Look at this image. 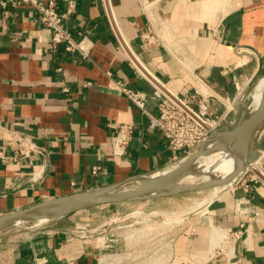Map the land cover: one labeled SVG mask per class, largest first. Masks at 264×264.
Instances as JSON below:
<instances>
[{"label": "crops", "instance_id": "crops-1", "mask_svg": "<svg viewBox=\"0 0 264 264\" xmlns=\"http://www.w3.org/2000/svg\"><path fill=\"white\" fill-rule=\"evenodd\" d=\"M55 1L61 10L66 7L67 0ZM75 1L77 13L66 25L74 36L82 30L94 42L89 59L77 52L54 54L52 32L34 7L0 10V216L51 198L129 185L138 175L170 166L173 154L162 132L109 86L112 77L133 89L155 90L120 49L119 33L127 53L133 50L176 94L200 88L217 96V116L231 113L227 101L264 74V0ZM146 3L163 28L164 43L152 47L141 39L149 23ZM147 109L158 114L153 99ZM111 122L135 127L122 156L112 151ZM14 132L37 149L23 154ZM14 155L17 161L3 160ZM251 176L238 177L172 227L166 244L133 241V234L117 233L110 222L93 228L98 233L92 238L74 235L99 220L95 208L109 213L118 204L113 203L54 219L34 232L1 231L0 264H138L136 253L146 255L147 264H264V179ZM241 228L243 235L229 242L230 231Z\"/></svg>", "mask_w": 264, "mask_h": 264}, {"label": "built area", "instance_id": "built-area-1", "mask_svg": "<svg viewBox=\"0 0 264 264\" xmlns=\"http://www.w3.org/2000/svg\"><path fill=\"white\" fill-rule=\"evenodd\" d=\"M106 3V0H103ZM21 5H29L35 8L38 13L40 23L49 28L52 32L50 46L54 54L60 51L79 53L83 58L89 59L92 56L94 42L82 30L78 31L74 36L72 31L67 27V20L77 13V4L75 0H67L66 7L61 10L55 0H0V10L7 11L18 9ZM151 5L145 4L148 13V29L141 34L143 43L149 47L164 43L162 21L158 20L156 15L151 11ZM111 21L115 23L112 13H108ZM119 46L124 51L134 65L141 73L139 59L130 49V54L125 50L124 43L128 45L125 38L119 33ZM141 64V63H140ZM142 74L149 78L155 86L153 93L130 88L124 81L116 80L111 77L109 86L112 89L125 95L135 106L143 113H146L150 120L149 125L152 128L159 129L167 139L169 148L172 151L173 158L171 164H175L183 160L187 155L194 152L197 147L202 144L217 127L222 123L226 115L217 116L214 110L216 102L219 98L214 94H206L200 88L195 92L180 96L171 91L165 84L157 79L147 68ZM61 70V68H59ZM148 72V73H147ZM156 80L152 79L151 76ZM86 82V86L90 85ZM244 89H242L243 91ZM241 92V90H240ZM239 92V94H240ZM238 94V96H239ZM150 99L155 100L158 108V114H152L147 109ZM110 126L114 129L111 137L112 151L116 156H122L126 153L134 133V124L131 122H111ZM15 138L19 142V146L23 154L29 156L32 150H36L30 138L21 133L14 132ZM261 153V152H260ZM18 155L3 157V160L17 161ZM98 168L94 169L96 172ZM250 168L243 172L245 175ZM241 175V176H242ZM253 180H261L262 178L256 174L252 176ZM237 181V180H236ZM235 181V182H236ZM39 223V222H37ZM244 227V225H242ZM98 232L85 227H79L75 232V236L89 239L94 237ZM244 230H231L227 235V240H235L241 237Z\"/></svg>", "mask_w": 264, "mask_h": 264}, {"label": "water", "instance_id": "water-1", "mask_svg": "<svg viewBox=\"0 0 264 264\" xmlns=\"http://www.w3.org/2000/svg\"><path fill=\"white\" fill-rule=\"evenodd\" d=\"M151 78L154 79L152 76ZM242 108V104H237L235 110L228 114L214 133L180 162L150 174L136 176L134 180L137 181V185L128 187L125 181L43 200L24 209L1 215L0 232L20 224L25 231H29L25 223L32 220L37 221L41 216L44 217L43 220L48 221L96 206L143 201L157 196L189 191L209 190L224 187L232 181L235 182L256 161L264 149V142H259L257 139V132L264 123V90L261 102L253 113L248 116L242 112ZM217 151L234 158L236 166L230 176L220 174L221 177L213 176L208 181L182 182L188 175L198 173L195 169L204 155Z\"/></svg>", "mask_w": 264, "mask_h": 264}, {"label": "rangeland", "instance_id": "rangeland-1", "mask_svg": "<svg viewBox=\"0 0 264 264\" xmlns=\"http://www.w3.org/2000/svg\"><path fill=\"white\" fill-rule=\"evenodd\" d=\"M262 77H264V74L258 76L249 86L243 88V91L241 89L239 96H237L234 100L227 101L226 105L228 109L230 104L232 108L233 105L242 104L243 113H246L248 116L253 113L254 108L258 104L251 102V100L253 101V99L251 98L255 94L257 84ZM204 92L206 94H209V92L205 90ZM229 111L231 112V110ZM228 114L230 113L227 112L226 114V112H224L223 116ZM224 120L225 118H223V121ZM257 139L259 142H264V123L257 132ZM263 153L264 149L261 151L259 157L255 161L256 163L260 158H262V166L260 167V169L258 168L260 170L259 173H264ZM200 165L202 164L199 162L195 170L202 171L206 168L205 164L202 166ZM247 174L258 175L257 171L253 169H250ZM233 183L234 181L230 182L224 188L229 187V185L231 186ZM137 184V181H133L131 184L128 185V187H133ZM215 190L216 189L214 188L203 191H189L178 194L157 196L143 201L118 203L112 209L113 211H110L111 213H107L108 208H95L93 210V213L94 215H96L97 218H99V220L91 226L83 225V227L87 229H93L95 227H98L100 228V230H102V228L105 227L103 222H110L111 225L117 226V233L125 231L130 235L133 234V241L137 240L139 242H145V239L150 238L154 240L152 243V247H155L158 244H166L169 239L170 230H173V228L177 229L178 226H180L185 219L202 210L207 205L209 201L208 198H210L215 193ZM52 220L54 219L48 221H27L25 223V226L29 231L34 232L36 230H39L41 226H43L44 224H48ZM13 228H23V226L22 224H20ZM133 257L134 261L136 260L138 264H147V262H149L150 260L148 257H146V255L143 256L139 253H136V255L132 256V258ZM125 259H123V263L126 261Z\"/></svg>", "mask_w": 264, "mask_h": 264}, {"label": "bare ground", "instance_id": "bare-ground-1", "mask_svg": "<svg viewBox=\"0 0 264 264\" xmlns=\"http://www.w3.org/2000/svg\"><path fill=\"white\" fill-rule=\"evenodd\" d=\"M151 7V6H150ZM130 52V50H129ZM140 62V60H139ZM141 63V62H140ZM139 63V66L140 68L142 69L143 71V68H142V63L140 64ZM141 74H143L141 72ZM169 88V87H168ZM171 90V89H170ZM203 90V89H202ZM263 90H264V77H262L258 84H257V88H256V92L255 94L252 96L251 99H253V101L251 100V102H254V103H257L258 105L254 108V111L258 108L260 102H261V99H262V95H263ZM172 91V90H171ZM208 91V90H207ZM209 92V91H208ZM245 102V101H244ZM235 106L233 107V109L231 110L234 111L235 110ZM228 115H226L227 117ZM257 160V159H256ZM200 163L202 165H206V168L203 169L202 171H198V173L196 174H192V175H188L186 178L183 179L182 182H185V183H193V182H203V181H208L210 180L213 176H220V173H222L223 175L222 176H230L234 170H235V166H236V162L234 160V158L232 156H230L229 154H223V153H220V152H212V153H208L206 155H204L201 159H200ZM255 163V162H254ZM252 164L249 168L250 169H253L255 171H257L258 175L261 177V178H264V173H259V169L260 167L262 166V158H260L255 164ZM200 165V166H202ZM256 165V166H254ZM259 168V169H258ZM221 177V176H220ZM229 184V183H228ZM227 184V185H228ZM226 185V186H227ZM230 186V185H229ZM225 187V186H224ZM223 186L221 187H217L215 188V193L210 197L208 198V203L211 202L215 196L218 194L219 191H221L223 188ZM203 202V201H202ZM205 202V200H204ZM207 203V204H208ZM44 217H39L37 219V221H42Z\"/></svg>", "mask_w": 264, "mask_h": 264}]
</instances>
